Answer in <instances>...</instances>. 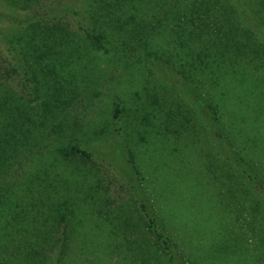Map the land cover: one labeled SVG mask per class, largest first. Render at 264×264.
<instances>
[{"label": "trees", "instance_id": "1", "mask_svg": "<svg viewBox=\"0 0 264 264\" xmlns=\"http://www.w3.org/2000/svg\"><path fill=\"white\" fill-rule=\"evenodd\" d=\"M47 2L0 0V49L6 50L0 51V218H5L0 264H95V253L84 249L91 246L86 243L88 227L77 233L73 225H83L77 216L81 199L72 195L81 193L82 186L73 190L70 183V178L76 184L84 180L76 169L71 171L75 161L84 165L95 160L121 167L131 196L119 228H109L113 242L105 250L106 259L113 264H194L185 259L167 222L146 198L133 156L134 169L120 166L78 141L88 134L91 122L83 112H73L102 96L97 56L87 51H147L146 72L192 103L199 115L194 121L203 124L237 180H229L228 173L224 188L244 197L240 206L249 214L251 232L264 244L262 140L252 134L257 127L244 125L243 101L236 95L264 96L259 88L264 85L259 80L264 78V0ZM73 24L78 30H71ZM111 110L115 151L126 162L121 146L127 136L124 106L114 101ZM162 112L165 123L157 126L158 133L167 135L173 112ZM183 122L187 127L191 119L184 117L179 124ZM142 126L145 132L151 128L145 122ZM227 128L250 140V149L230 139ZM45 215L59 222L54 235L58 241L12 244L15 235L38 230ZM109 248L124 259L113 258ZM24 250L29 252L26 259L19 257Z\"/></svg>", "mask_w": 264, "mask_h": 264}, {"label": "rangeland", "instance_id": "2", "mask_svg": "<svg viewBox=\"0 0 264 264\" xmlns=\"http://www.w3.org/2000/svg\"><path fill=\"white\" fill-rule=\"evenodd\" d=\"M56 1L59 0H48L46 4ZM76 28L78 27L74 24L71 26V30H78ZM159 45L160 43L158 47ZM87 52L97 56L96 66L99 68L96 72L101 78L99 91L102 96L94 102L84 103V107L79 106L73 112L76 115L83 112L91 122L88 134L78 137V141L99 155H109V160L120 162V166L130 165L134 169L131 163L133 156L138 169L135 176L146 198L162 220L167 222L169 231L187 261L194 264H264V244H260V239L251 232L253 225L249 226V214L244 213L243 206H240L246 202L244 197L236 194L237 192L231 194L229 186L224 188L229 182L226 176L228 173L231 176L229 180H237L225 165L224 156L220 154L203 124L194 121L196 116L199 119V115L194 113V107L186 95L170 84H159L146 72L147 51ZM261 79L264 78L259 80ZM259 88L263 91L264 85ZM239 94L240 92L236 93L243 101L241 110L243 122H246L244 125L258 128L252 134L261 136L262 149L258 150L264 155V96L241 97ZM114 101L121 102L125 110L127 136L121 146L126 162L115 151L111 115ZM168 110L173 112L166 122L170 132L160 135L157 126L165 123V114L162 111ZM98 113L100 115L96 118ZM184 117L191 119L187 127L186 122L179 124ZM143 122L151 126L149 131L143 130ZM97 128L101 131L94 135L92 131ZM226 135L243 149L249 150L252 145L250 140L245 142L243 135L239 137L233 129L227 128ZM238 146L234 148L242 153ZM27 164L31 166V163ZM70 165L71 163L68 166ZM71 171L79 172L77 174L84 178L79 184L70 178L73 190L76 186H82L81 193L72 194L76 199H81L82 204V209L78 208L77 216L83 221V225L77 226L75 221L73 225L76 232L88 227L91 235L86 243H91V246L84 249L88 253H95V264H113L106 259L105 252L113 242L109 236V228L114 230L115 225L119 228L121 215L128 209L131 201L123 169L112 168L95 160L84 165L75 161ZM48 203L44 211H48ZM44 218L45 222L39 224L38 230H31L22 237L15 235L11 239L12 244L35 246L46 240L52 245L58 241L54 235L59 222L49 220L46 215ZM4 222L5 218L1 217L0 225L3 226ZM255 227H258V223ZM75 241L79 249L81 242L77 238ZM101 245L104 248L102 251ZM108 252L111 254V249ZM28 253L24 250L19 253V257L26 259ZM116 256L124 259L121 253L112 257Z\"/></svg>", "mask_w": 264, "mask_h": 264}]
</instances>
